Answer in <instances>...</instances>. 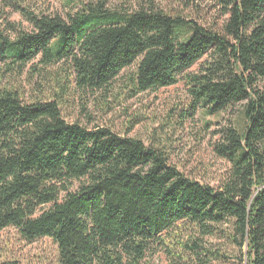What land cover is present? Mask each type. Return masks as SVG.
<instances>
[{
    "label": "trees",
    "instance_id": "trees-1",
    "mask_svg": "<svg viewBox=\"0 0 264 264\" xmlns=\"http://www.w3.org/2000/svg\"><path fill=\"white\" fill-rule=\"evenodd\" d=\"M3 1L31 29L7 18L0 28V231L52 239L57 264H143L159 247L169 264H189L216 255L200 238L174 235L169 245L164 235L223 230L242 261L264 264V0H211L226 16L216 29L153 0H89L66 18ZM198 61L186 75L189 108L213 115L243 104L214 146L230 164L219 185L186 177L139 139L62 115L70 87L106 92L130 69L127 91H154ZM35 75L30 94L22 79Z\"/></svg>",
    "mask_w": 264,
    "mask_h": 264
},
{
    "label": "rangeland",
    "instance_id": "rangeland-1",
    "mask_svg": "<svg viewBox=\"0 0 264 264\" xmlns=\"http://www.w3.org/2000/svg\"><path fill=\"white\" fill-rule=\"evenodd\" d=\"M89 0H21L22 7L34 13L58 14L67 17L75 12L80 4ZM155 4L171 15L192 19L208 28H220L226 16L211 0H153ZM131 4L144 0H128ZM111 5L121 4V0H110ZM0 0V28H4L5 18L20 29L30 30V23L18 10L4 7ZM201 61L179 76L170 86L154 91L131 94L125 86V78L130 69L116 78L106 91L83 93L70 87L71 96L61 105L63 117L69 122H77L89 129L96 126L108 127L113 132L141 140L145 145L161 151L169 165L175 167L186 177L211 186L219 185L225 177L230 164L216 155L214 146L221 139V131L228 126H236L241 118L243 104H236L217 114L209 115L200 107L189 108L190 96L186 75L196 72ZM49 68L50 77L60 67ZM57 75V72L56 74ZM23 80L24 90L38 94L39 78L35 75L31 83ZM40 84V83H39ZM52 90L57 88L53 82ZM40 96V95H38ZM228 229L226 225L220 226ZM227 227V228H226ZM183 233V232H182ZM185 233V232H184ZM182 241L200 238L199 243L215 253V257L199 256V261L189 264H246L242 261L240 249L229 242L223 230L204 237L189 233L177 234L173 231L164 235L170 245L175 239ZM243 250V249H242ZM244 251V250H243ZM0 258L16 259L21 264H57V246L48 237L24 240L12 227L0 231ZM143 264H169L163 247L146 254Z\"/></svg>",
    "mask_w": 264,
    "mask_h": 264
}]
</instances>
